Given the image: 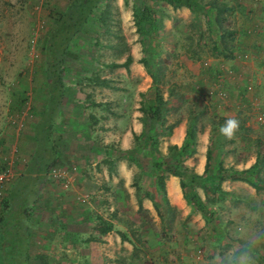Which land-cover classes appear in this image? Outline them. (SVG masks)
I'll return each mask as SVG.
<instances>
[{
	"label": "rangeland",
	"instance_id": "374dc122",
	"mask_svg": "<svg viewBox=\"0 0 264 264\" xmlns=\"http://www.w3.org/2000/svg\"><path fill=\"white\" fill-rule=\"evenodd\" d=\"M74 1L0 0V172L8 167L13 173L3 192L6 194L5 188H11L13 185L16 190L19 181L32 182L30 176L33 175V169L29 168L28 158H32L33 155L30 150V144L34 143L33 126L40 121L44 109L48 72L55 68L62 82V97L68 103H64L62 107L59 102L52 118L51 136L53 142H56L53 147V164L39 171L36 174V182H32L31 186L30 183L25 184L26 187L22 191H31L37 195L46 189L58 192L60 190L56 188L58 182H61L60 185L63 187L66 181L63 178L52 177L49 172L51 168L68 172L67 177L74 176L77 169L81 172L79 177L75 175L79 180L87 179L94 182L92 180L94 171L100 172L101 166H107V170H112V167L123 161L128 166L137 164L133 167L132 180L137 182L141 177L140 182L146 178L149 182L151 177L148 176V168L156 159L157 152L164 166L169 169L171 167L168 159L170 154L167 151L170 144L166 143V138L171 135L172 129L180 123H184L186 128L190 121L195 122L196 141L198 135L200 137L206 129L209 130L206 139L207 149H210V169L221 166L225 172L234 170L230 163L240 161L245 164L248 159L254 156L258 158L260 155L258 169L252 175L256 187L251 188L246 184L241 189V198L234 209L226 207L228 192L224 191L227 196H222L219 192L211 190L204 197L202 191L197 189L201 200L204 201L205 212L209 214L206 215L208 222L198 212L190 210L184 202L179 208L173 205V202H181L177 200L181 198L178 188L177 198L170 195V188L168 190L173 202L166 195V191L164 192L162 198L165 204L159 208L158 214L153 209L152 215L137 211L131 218L123 214L110 215V211L107 210L104 213H100L99 209L95 211L91 209L92 201L89 199L90 204L86 202L78 207L79 211L81 208L85 210L80 220L84 222L82 226L85 227V237L88 236L85 240L98 237L99 226L112 228V231L105 235L108 239L106 243L104 242L105 245L89 248V254L95 253L104 260L103 262L118 258L120 264L131 260L130 256L134 264H205L204 261H208V264H222L220 258L225 252L244 244L246 240L256 238L257 243L252 249L255 264H264V183L259 182L260 177L264 178V150L255 144L252 147L246 144L239 149L238 146H233L232 151L229 147L228 150L224 149L229 140L219 131L220 119H223L224 125V118L212 109V105L205 103L210 101V98L213 100V97L218 98V92L207 90L203 86L195 89L193 86L198 79L207 78L208 81H212L214 60L225 59L230 55L228 47V52H225V46H229L233 41L231 29L233 25L228 18L233 12H230L226 5L230 4V1L221 3L225 10L221 14L223 19L221 28H218L208 20L210 19L208 12L199 14L197 18L190 13L184 21L175 15L176 9L162 2L149 0L148 5L154 11L155 21L150 31L152 35L147 36L137 33L133 25L132 10L136 0H98L78 32L71 35L64 55L60 54V48L53 54L50 46L52 41L49 40L48 33L55 27L54 17L56 14L67 12ZM145 42L151 51L143 49ZM217 42H223L225 46L219 44L216 48ZM144 50L150 54L151 61L145 68L140 64L143 76L147 78V83L152 88L154 85L151 83L150 73L155 77L159 94L165 101L164 105L160 106L163 121L144 122L142 129L147 132L149 145L145 147L140 138L135 139L141 132L132 133L130 148L120 149V138L115 136L114 139H106L107 129L96 126L98 120L94 121L96 117L91 114L93 116L88 118V125L91 128L93 126L96 154L90 157H75L69 153L71 139L68 138L69 134L65 129L68 119L78 116L85 122L87 110L93 107L91 105L96 98L108 97V94L114 92L117 84L124 89L125 82H129L127 84L133 90L136 85H140V80L133 75L130 76L129 71L122 67L109 66L121 64L127 56L131 58V55L140 59ZM202 85L208 87V84ZM170 88L176 97L168 101L167 94ZM208 93L211 95L207 96ZM139 97L140 101L137 99L134 109L140 114L137 120L142 116L139 108L155 99L154 89L146 91ZM63 112L68 117H62ZM87 133L84 129L79 146L84 153L88 151ZM60 135L63 138L62 144L59 142ZM230 140L235 141L234 138ZM131 154L137 162L127 159ZM194 155L190 158H194ZM69 156L73 161L77 159V163L70 162ZM195 158H200L199 154ZM107 160L110 162L106 163ZM139 162L143 164L142 167ZM187 167L193 170L192 167ZM247 169L241 167L236 171L243 172ZM21 174H24V179L18 178ZM224 175L228 173H223ZM164 176L163 184L168 177H172L169 174ZM35 179L33 178V181ZM74 179L68 181L67 187L63 189L65 192L74 187L77 180ZM92 185L93 183L87 184L88 188ZM120 188L123 189L122 185ZM149 188L153 191L151 185ZM5 194L0 199L1 208L2 205L7 207L9 203L20 200V196L10 199L5 197ZM32 199L34 200V195L29 194L28 201ZM22 210L28 213L27 204L23 209L19 208L16 211L22 215ZM72 210L74 213L76 208ZM74 215H68L66 219L71 222ZM116 231H122L127 236L126 241L121 242ZM67 244L68 247L63 246L61 249L51 245L31 248L32 254H36L40 262L31 256L30 264H61L53 258L54 256L65 259L70 257L69 263L65 264H74L75 258L80 259L88 253L87 242L84 246H78V243L73 241H67Z\"/></svg>",
	"mask_w": 264,
	"mask_h": 264
},
{
	"label": "crops",
	"instance_id": "0c3cea01",
	"mask_svg": "<svg viewBox=\"0 0 264 264\" xmlns=\"http://www.w3.org/2000/svg\"><path fill=\"white\" fill-rule=\"evenodd\" d=\"M228 1H230V4ZM218 2L222 4L228 3L226 4L227 7L230 8V12H233L228 16L233 25V28H231L233 41L227 46L230 55L225 59L220 58L214 60V70L211 71L213 73L212 81H208L207 78L198 79L193 83V86L195 89H198L199 86H203V88L207 90L217 91L218 98L213 97L214 100L210 98V101H205V103L212 105V109H215V112L219 113L222 118H224V122L229 118H236L240 122L239 130L234 136L235 141L231 142L229 139L224 149L228 150L227 147L231 149L233 146H238L237 149H239L246 144L252 147L253 144H255V146L258 145L260 149L264 150V124L260 125L256 121V116L259 113L264 115V0H218ZM175 12L177 13L175 15L184 21L190 14L188 9L184 7L176 9ZM222 20L221 17V21ZM131 58L132 62L128 65V71L130 76L133 75L138 78H136L137 80H140V85H136L133 90V88L127 84L129 82H125L124 89L117 84L113 89L114 92L108 94V97L102 99L96 98L94 104L91 105L93 107L87 110L88 116L85 118V122H82V118L78 116L68 119V126L66 125L65 129L69 134L68 138L71 139L69 142V153L73 154L75 157H90L96 154V148L94 147L95 142L93 139L94 133L92 132L93 126L91 128L88 125V118L93 115L96 117L94 121L96 119L98 120L96 126H103L107 129L105 138H110L111 140L117 136L120 138L119 147L123 150L130 148L132 133L139 134L142 131V124L137 120L139 113L137 110H134L136 108L135 102L137 99L140 101V94L150 91V84L147 83V78L143 76L140 63L138 64L137 62L139 57L131 55ZM202 84H208V87ZM221 94H223V96ZM208 95L211 94L208 93L207 96ZM64 103L68 102L62 97L60 106L64 107ZM74 110H76V108H74ZM61 114L62 117H68L65 112ZM220 121L222 126L223 119H220ZM84 129L85 133L88 132L86 140V142H88L86 146V150L88 148L87 153H84L79 147ZM184 129V123L176 125V127L172 129L171 135L166 138V143L180 146L184 137ZM208 133L209 130L206 129L200 137L199 135L197 137L195 151L196 155L199 154L200 158L197 159L195 158L196 155H194V158H190L184 162V165L192 167L194 173L197 175H200L204 170L205 152L207 149L206 135H208ZM62 139L60 135L59 142L61 144L63 143V141H61ZM35 149L36 144L32 142V145L30 144L31 154ZM232 150L233 149L230 151ZM97 157L98 155L95 158ZM68 158L70 162H74V164L77 163V159L73 161L71 156ZM30 159L29 157L28 160ZM256 159L259 164L260 155L258 158L254 156L248 159L247 162L245 161L246 163L244 162L245 164L238 161L232 162L229 165L232 166L234 170H239L241 167L247 169L256 162ZM108 162L110 161L107 160L106 163ZM133 167H135L133 164L128 166L124 161L112 167V170H107V166H101L100 172H93L94 176L92 180H94V182H91V180L88 181L87 179L79 180L77 177L81 175V172L75 169L76 172L74 176H69L68 179H65L66 182L63 184L64 188L62 184L60 185L61 182H58V185H56V188L60 189L58 192H55L53 189L48 191L46 189L41 194L38 193V195L31 193V191H22V189L26 187L24 186L25 184L28 185L30 183L31 186L32 182H36V174H33L30 176L32 182L23 183L19 181L17 182L19 185L16 190L13 188L14 185L11 188H5L7 191L6 194L4 193L5 197L14 199L20 196V200L9 203V207L6 210L2 209L0 206V223L3 214L8 212L12 205L18 210L19 208L23 209L27 204L28 213L25 212L20 215L19 221L27 226L30 234V250L31 248L44 247L46 245L61 249L63 246L68 247L67 241H73L78 243V246H84V240L88 236L85 237V227L82 226L84 222L80 220H82L81 215L84 216L85 210L81 208L79 211L78 207H81L82 204H86V202L90 204L88 201L89 199L92 201L90 204L91 209H95V211L99 209L100 213H104L107 210L110 211V215L123 214L129 215L130 218L135 216V212L138 211V198H140L141 212L148 213V215L153 214L150 199L155 202L159 208L163 205V198L160 193L156 190H150V179L149 182H147V178L144 181L141 180V182L138 183L140 190L136 191L132 180ZM102 168L105 169L102 170ZM19 177L23 178L24 174L19 175L18 178ZM74 177L77 179L74 187L69 192H65L63 189L67 187L68 181L73 180ZM33 178L35 179L34 181ZM259 182L264 183V178L260 177ZM92 183L93 185L88 188L87 184L89 185ZM170 183L178 188L180 197L182 198L178 186V179L176 177H168V179L164 181V190L170 201H172L168 193ZM121 185L123 187L122 190L120 188ZM245 185L246 183L237 180L224 179L221 182L220 188L228 192V198L226 199L228 204L226 206L227 208L234 209V207L238 206L239 199L241 198V189H243ZM29 194H32V196L34 195V200L28 201ZM198 195L200 196V194ZM181 198H177V200H181V202L172 201L173 205L179 208L181 203L184 202ZM105 201L107 202L106 204ZM72 208H76L74 213ZM215 210L216 207L213 208V211ZM73 214H75L73 220L69 222L66 218L68 215ZM215 232H217V230H215ZM55 233H57V235H54ZM212 234L214 236V233ZM105 235L98 236L103 241L102 243H87L88 253H85L86 255L82 256L80 259L77 258L76 260L75 258L74 264H120L117 261L118 258L108 259L103 262L104 260L100 256L97 257L95 253H92V255L91 253L89 254V248H98L100 245H105L108 241ZM68 237L70 239H67ZM32 253L31 251L29 256L34 257L36 254L33 255ZM216 256L217 254L215 257ZM53 258L61 264L69 263L71 259L70 257L66 259L59 258V256H54ZM130 258L131 260H127L124 264H131L133 258L131 256ZM204 263L208 264V261H204ZM132 264H134L133 261Z\"/></svg>",
	"mask_w": 264,
	"mask_h": 264
},
{
	"label": "trees",
	"instance_id": "16d2710c",
	"mask_svg": "<svg viewBox=\"0 0 264 264\" xmlns=\"http://www.w3.org/2000/svg\"><path fill=\"white\" fill-rule=\"evenodd\" d=\"M149 0H136L134 2L132 10V20L135 30L139 34H145L151 36V29L154 27V11L148 5ZM165 3L170 6L172 9H178L184 7L194 15L196 18L199 17V14H206L208 12V20L214 23L218 28H221V14L225 10V6L219 3L217 0H153ZM98 3V0H75L72 6L68 7L67 12L63 14H56L54 17L55 27L49 31L48 37L52 41L50 44L51 52L57 51V48H60V54L64 55L66 45L72 34L78 32L79 28L86 20L87 15L95 8V5ZM209 9V11H208ZM209 23V22H208ZM66 33V34H65ZM64 34V35H63ZM221 39H223L221 37ZM225 46L223 42H217L216 48L218 45ZM149 49L150 46H147L145 42L143 49ZM151 51V50H150ZM225 52H228L227 46H225ZM142 58L139 59L138 63L142 64L145 68L146 65L151 61L149 58V53L144 50ZM131 63L130 56H127L126 60L121 64H111L109 67L119 68L122 67L128 71V65ZM49 78L47 82V98L45 100L44 109L42 110L40 121L33 126V138L36 144V149L33 152L32 158L29 160V168L33 169V174H37L42 169L48 167L50 164H53V150L56 142H53V127H52V118L56 113V108L59 105L60 99L62 98V82L58 71L55 68L50 69L48 72ZM148 74V73H147ZM149 75V74H148ZM152 85L150 88L154 89L155 99L148 105L144 107L141 106L140 112L142 113L139 122L144 126V122L149 120L150 122H155L157 120L163 121V117L160 112V106L165 101L161 98L158 90V86L155 84V77L150 73L149 75ZM150 89V90H152ZM175 92L170 88L167 94V100L170 101L171 98L176 97ZM142 95V94H140ZM47 110V111H46ZM147 132H144L143 129L140 133V136H135V139L142 142L145 147L150 143L149 137L146 136ZM196 146V126L195 122H188L183 141L180 146L169 145L167 151L170 156L168 157L171 164L170 169L164 166L165 164L159 158V153H156V159L151 163V166L148 168V176L151 177V189L156 190L160 193L161 197L165 192L163 177L164 175L169 174L172 177L178 179V186L182 193V199L184 200L185 205L190 207V210H195L198 212L203 219L208 222L206 219L205 205L204 201L201 200L200 196L197 193V189L201 190L204 197L207 196L208 191L219 192L222 196H227V193L220 189L221 182L224 179L227 180H237L246 183L252 188L256 187V184L253 182L252 175L258 169V163L255 162L247 170L243 172H237L236 170H225L221 166H216L214 169L209 168L210 163V149H206L205 152V166L204 170L200 175H197L193 172L192 169L184 165L185 160L192 157L195 154ZM149 154V153H148ZM131 162H137L134 159L132 154L127 157ZM126 160V159H125ZM214 161V160H212ZM216 162V161H214ZM140 166L143 164L141 162ZM219 164V162H216ZM137 166V164L135 165ZM223 173H228L224 175ZM150 174V175H149ZM239 174V175H238ZM242 175V176H240ZM147 176V175H146ZM141 178V177H140ZM139 181L133 180V185L136 191H139L140 187L138 186ZM259 179V178H258ZM260 180V179H259ZM152 208L155 213L158 214L159 206L155 204L151 199ZM163 205L165 204L164 201ZM138 212H141L140 198L137 199ZM9 206L5 207L2 205V209L6 210ZM6 208V209H5ZM24 214V210H22ZM21 215V214H20ZM19 211L14 210L13 205L10 210L3 214L2 221L0 223V264H30L31 261V250L29 248V238L30 234L28 232L27 226L23 225L19 221ZM112 231V228L106 226H99L97 228V233L100 236H103ZM120 241H126L127 236L122 231L115 232ZM85 242H95L102 243L103 241L99 237H94L93 239L87 238ZM36 261L38 260L37 255L33 257ZM40 262V260H38Z\"/></svg>",
	"mask_w": 264,
	"mask_h": 264
},
{
	"label": "clouds",
	"instance_id": "9594fccd",
	"mask_svg": "<svg viewBox=\"0 0 264 264\" xmlns=\"http://www.w3.org/2000/svg\"><path fill=\"white\" fill-rule=\"evenodd\" d=\"M239 120L236 118H229L225 121L219 129L221 135L227 139L234 138L239 130ZM257 243L256 238L246 240L244 244L237 245L233 249L228 250L220 258L222 264H255L252 249Z\"/></svg>",
	"mask_w": 264,
	"mask_h": 264
},
{
	"label": "built area",
	"instance_id": "2783aa9c",
	"mask_svg": "<svg viewBox=\"0 0 264 264\" xmlns=\"http://www.w3.org/2000/svg\"><path fill=\"white\" fill-rule=\"evenodd\" d=\"M221 95L223 96V94H221ZM256 121L258 124L263 125L264 124V115L262 113H259L256 116ZM49 172H50V175L52 177L63 178V179L69 178V177H67V172L64 170H61V169L51 168L49 170ZM12 177H13V173H12L11 169L8 167L0 172V199L4 195V192H3L4 186Z\"/></svg>",
	"mask_w": 264,
	"mask_h": 264
},
{
	"label": "bare ground",
	"instance_id": "6f19581e",
	"mask_svg": "<svg viewBox=\"0 0 264 264\" xmlns=\"http://www.w3.org/2000/svg\"><path fill=\"white\" fill-rule=\"evenodd\" d=\"M169 188H170V195L173 196V197H177V195H178L177 188L174 187L172 185V183L169 184Z\"/></svg>",
	"mask_w": 264,
	"mask_h": 264
}]
</instances>
